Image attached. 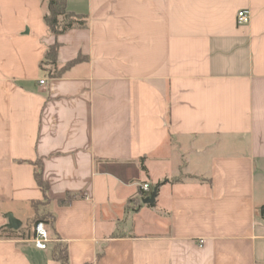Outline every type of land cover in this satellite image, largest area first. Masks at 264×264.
Returning a JSON list of instances; mask_svg holds the SVG:
<instances>
[{"label": "crops", "instance_id": "1", "mask_svg": "<svg viewBox=\"0 0 264 264\" xmlns=\"http://www.w3.org/2000/svg\"><path fill=\"white\" fill-rule=\"evenodd\" d=\"M46 1L0 0V229L46 209L52 241L0 264H264V0H67L59 35Z\"/></svg>", "mask_w": 264, "mask_h": 264}, {"label": "trees", "instance_id": "2", "mask_svg": "<svg viewBox=\"0 0 264 264\" xmlns=\"http://www.w3.org/2000/svg\"><path fill=\"white\" fill-rule=\"evenodd\" d=\"M46 3L47 13L44 16V20L52 34L59 35L75 27L87 26V17L70 11L67 7V0H47ZM59 47V42L50 45L47 48L43 61L41 62V68L47 69L48 75L53 78L63 76L67 69L80 60L79 57L60 67L57 62ZM36 167V181L42 189L45 198L48 199V183L43 179L42 164L40 161L36 163ZM50 215L51 214L46 209H38L34 219L31 221L32 227H28L29 229L20 228L19 230H13L4 226L0 229V237L12 236L22 239L31 238V231H33L35 223L39 221L49 223ZM51 255L54 259L60 261L61 264H70L67 245L62 242H58L54 245Z\"/></svg>", "mask_w": 264, "mask_h": 264}, {"label": "built area", "instance_id": "3", "mask_svg": "<svg viewBox=\"0 0 264 264\" xmlns=\"http://www.w3.org/2000/svg\"><path fill=\"white\" fill-rule=\"evenodd\" d=\"M251 16L252 13L250 9L248 8L241 9L237 13V23L239 25L248 24L251 20ZM41 83L44 84L45 80L42 79ZM141 187L144 192H149L151 189L148 183H143ZM51 241H52V235L47 224L43 221H39L35 223L33 227V236H32V242L34 246L38 249L45 250L48 248V244Z\"/></svg>", "mask_w": 264, "mask_h": 264}, {"label": "water", "instance_id": "4", "mask_svg": "<svg viewBox=\"0 0 264 264\" xmlns=\"http://www.w3.org/2000/svg\"><path fill=\"white\" fill-rule=\"evenodd\" d=\"M158 192V186H156L152 192V194L143 199V203L145 204H155L156 196ZM8 223L7 227L11 229H19L22 225V222L17 219L12 212L7 214Z\"/></svg>", "mask_w": 264, "mask_h": 264}, {"label": "rangeland", "instance_id": "5", "mask_svg": "<svg viewBox=\"0 0 264 264\" xmlns=\"http://www.w3.org/2000/svg\"><path fill=\"white\" fill-rule=\"evenodd\" d=\"M28 211H29V209H28V207H24V209H23V211H21L22 213H18L19 214V216H21V218H23V219H21V220H23L24 221V224H23V228L24 229H29L28 227H32L31 226V222H30V219H26L27 218V214H28ZM33 232L31 231V234H32Z\"/></svg>", "mask_w": 264, "mask_h": 264}]
</instances>
